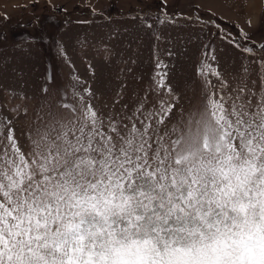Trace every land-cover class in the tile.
Returning <instances> with one entry per match:
<instances>
[{
  "label": "snow or ice",
  "instance_id": "1",
  "mask_svg": "<svg viewBox=\"0 0 264 264\" xmlns=\"http://www.w3.org/2000/svg\"><path fill=\"white\" fill-rule=\"evenodd\" d=\"M223 40L244 60L222 69L205 45L195 103L158 56L102 106L5 91L0 264H264V44Z\"/></svg>",
  "mask_w": 264,
  "mask_h": 264
},
{
  "label": "rangeland",
  "instance_id": "2",
  "mask_svg": "<svg viewBox=\"0 0 264 264\" xmlns=\"http://www.w3.org/2000/svg\"><path fill=\"white\" fill-rule=\"evenodd\" d=\"M165 13L171 21L161 25ZM241 30L250 41L238 36ZM224 33L259 53L264 0H0V98L11 92L13 107L21 102L17 92L35 99L47 87L50 102L66 94L76 103L74 88L85 97L82 90L91 88L102 106L121 83L127 92L140 85L135 77L147 80L158 56L173 66L171 82L184 90L182 100L195 103L193 65L205 45L216 49L222 69L244 60Z\"/></svg>",
  "mask_w": 264,
  "mask_h": 264
}]
</instances>
